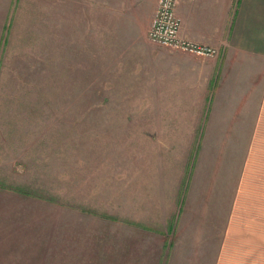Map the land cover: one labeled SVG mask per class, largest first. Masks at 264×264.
<instances>
[{
	"label": "crops",
	"instance_id": "1",
	"mask_svg": "<svg viewBox=\"0 0 264 264\" xmlns=\"http://www.w3.org/2000/svg\"><path fill=\"white\" fill-rule=\"evenodd\" d=\"M66 2L63 32L52 15V63L67 41L77 66L97 70L120 124H147L146 145H133L130 205L113 221L116 264H264V0H177L181 37L217 50L207 57L148 39L157 0ZM2 10L0 61L21 62ZM9 172L0 173V264H10L13 235L25 242V194L37 201Z\"/></svg>",
	"mask_w": 264,
	"mask_h": 264
},
{
	"label": "rangeland",
	"instance_id": "2",
	"mask_svg": "<svg viewBox=\"0 0 264 264\" xmlns=\"http://www.w3.org/2000/svg\"><path fill=\"white\" fill-rule=\"evenodd\" d=\"M52 1L0 0L9 15L5 37L11 33L22 58L0 61L8 68L0 78V173L8 167L9 181L37 199L25 194L27 213L13 208L12 227L18 212L25 242L13 235L10 264H116L113 221L130 205L131 157L146 145L147 124H120L118 112L104 107L97 70L77 66L67 41L52 63L53 13L61 32L70 23L66 0L54 12Z\"/></svg>",
	"mask_w": 264,
	"mask_h": 264
},
{
	"label": "built area",
	"instance_id": "3",
	"mask_svg": "<svg viewBox=\"0 0 264 264\" xmlns=\"http://www.w3.org/2000/svg\"><path fill=\"white\" fill-rule=\"evenodd\" d=\"M176 4L177 0H157V7L147 32L148 39L172 50L203 57L214 56L217 53L215 48L181 37V23L175 12Z\"/></svg>",
	"mask_w": 264,
	"mask_h": 264
}]
</instances>
